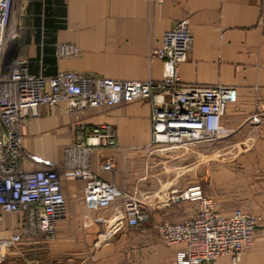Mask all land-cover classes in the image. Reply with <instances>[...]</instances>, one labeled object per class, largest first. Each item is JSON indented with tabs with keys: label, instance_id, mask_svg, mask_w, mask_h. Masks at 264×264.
<instances>
[{
	"label": "crops",
	"instance_id": "crops-1",
	"mask_svg": "<svg viewBox=\"0 0 264 264\" xmlns=\"http://www.w3.org/2000/svg\"><path fill=\"white\" fill-rule=\"evenodd\" d=\"M13 17L18 33L15 55L27 57L32 72L75 70L125 79L163 76L164 62L155 51L164 32L184 19L194 42L179 64L181 80L235 85L239 95L223 118L234 129L232 134L196 146H203L200 150L167 152L149 145L148 99L74 112L65 102L41 105L40 115L21 125L26 148L61 167L64 149L74 141L78 125H113L117 147L95 150L93 167L125 193L141 197L152 218L138 227L106 219L90 222L91 231L77 238L70 257L61 253L68 250V238L62 234L69 228L61 218L55 238L24 245V256L12 255L2 264L23 260L33 264L40 259L44 264H176L177 252L186 244L165 243L157 225L165 219L194 217L198 203L184 200L167 205L166 196L172 187L202 182L205 190L209 183L224 214L236 207L261 214L256 237L243 252L241 264H264V0H13ZM59 42L74 43L79 51L60 56ZM258 112L261 121L254 123L250 118ZM222 151L223 157L214 158L219 172L214 180L212 158ZM105 156L114 157L113 171L100 168ZM196 156L205 159L202 182L196 171L186 174L182 165L187 157ZM62 179L67 215L84 201V181L65 170ZM93 210L112 213L110 208ZM10 219L8 215L6 220ZM57 244L63 246L59 253L54 249ZM215 264L232 262L229 255H222Z\"/></svg>",
	"mask_w": 264,
	"mask_h": 264
},
{
	"label": "built area",
	"instance_id": "built-area-1",
	"mask_svg": "<svg viewBox=\"0 0 264 264\" xmlns=\"http://www.w3.org/2000/svg\"><path fill=\"white\" fill-rule=\"evenodd\" d=\"M17 38L13 0H0V264L12 255L24 256V245L56 237L57 221L66 214L63 170L84 181V201L90 209H112L111 218L106 220L138 227L152 218L141 197L125 193L93 167L95 150L117 147L113 125H78L74 141L64 149L61 167L26 148L21 125L39 116L41 105L65 102L74 112L148 99L152 123L149 145L159 152L212 144L234 131L223 118L238 100L235 85L181 80L179 64L194 42L184 19L164 32L162 44L155 51L164 62L159 79H125L75 70L34 73L27 57L15 55ZM57 51L67 56L79 49L74 43L59 42ZM261 118L258 112L250 120L257 123ZM100 168L113 171L114 157L105 156ZM184 200L198 203L194 217L184 221L165 219L157 225L165 243L186 244L177 252L175 263L215 264L222 255H229L232 264H241L243 252L256 237L259 217L243 207L224 214L202 183L172 187L165 203Z\"/></svg>",
	"mask_w": 264,
	"mask_h": 264
},
{
	"label": "rangeland",
	"instance_id": "rangeland-1",
	"mask_svg": "<svg viewBox=\"0 0 264 264\" xmlns=\"http://www.w3.org/2000/svg\"><path fill=\"white\" fill-rule=\"evenodd\" d=\"M202 147L203 146L191 147L189 149H182V151L191 150L193 148L200 150ZM187 154H188V152H187ZM213 155H215V154H213ZM219 156L223 157V151L220 154H217V155L213 156V158H212V175L214 176V180H215V177L219 173L217 171L218 170L217 169L218 165L215 164L214 162L217 161L216 157H219ZM214 158H216V159H214ZM204 160L205 159H204L203 156H196V157H194V159L193 158L189 159L187 157V159H185L184 163H182V165L185 166L184 167V169H185L184 172L186 174L187 173L190 174L192 171H196L198 173V175H199V178H200L199 180L201 182L204 181L203 180V177H204L203 176V165H204V162H205ZM222 178H223V174H222ZM206 184H207L206 192L209 195L212 196L213 193H212L211 186L209 185V183H206ZM222 186H223V181H222ZM220 193L223 194V192H220ZM213 196L215 197L214 194H213ZM222 198H223V196H222ZM78 202H79L78 210L74 211V212H68L67 215L65 214L66 216L63 217V219H65L67 222H69V224H68L69 228H66L64 230V233L62 234V236L68 238V240H67L68 250L66 252H61V253H63V254L68 253L69 257H70L71 254H73L75 252V246H76L75 245V241L77 240V238H79L81 236H86L85 230H86V232L91 231V229L88 226V224L90 222L92 223L95 220L111 218V216L113 214V213H111V212L109 213L107 211L103 212V211H100V210L90 209L83 200H80ZM104 210H106V209H104ZM253 213H255L259 217L258 227H257V228H259V224H260V221L262 219V216L259 213H256V212H253ZM61 246H62V244L61 245L57 244L55 246L54 249H55V251H57V253H59L58 249ZM22 262L23 263H20V264H31V263H28L25 260H23ZM35 264H44V261H42L40 259V261L35 262Z\"/></svg>",
	"mask_w": 264,
	"mask_h": 264
}]
</instances>
